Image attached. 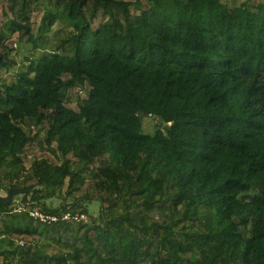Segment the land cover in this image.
<instances>
[{"label": "trees", "instance_id": "obj_1", "mask_svg": "<svg viewBox=\"0 0 264 264\" xmlns=\"http://www.w3.org/2000/svg\"><path fill=\"white\" fill-rule=\"evenodd\" d=\"M9 189L1 264H264V0H0Z\"/></svg>", "mask_w": 264, "mask_h": 264}, {"label": "rangeland", "instance_id": "obj_2", "mask_svg": "<svg viewBox=\"0 0 264 264\" xmlns=\"http://www.w3.org/2000/svg\"><path fill=\"white\" fill-rule=\"evenodd\" d=\"M223 1H226L229 4H238L242 0H223ZM54 27H55V30L58 28V26H56V25ZM49 39L52 42V41L56 40V37L53 35V33H51ZM36 54H37V52H36ZM20 58H21V53L19 55H17V59L19 60ZM2 74H3L4 77H6V79H9V78L12 77V73L11 72H7V73H3L2 72ZM157 124H158V122L154 118H151V117L144 118L143 119V124H142V129H143L144 132L150 133L156 128ZM0 197H2V198L7 197V193H5V192L0 190ZM14 198H16V195L13 196V199ZM89 206H90L91 213L92 212L95 213L97 208H98V203L97 202H93ZM17 242H19V241H17ZM2 261H3V259L0 256V264L2 263Z\"/></svg>", "mask_w": 264, "mask_h": 264}, {"label": "built area", "instance_id": "obj_3", "mask_svg": "<svg viewBox=\"0 0 264 264\" xmlns=\"http://www.w3.org/2000/svg\"><path fill=\"white\" fill-rule=\"evenodd\" d=\"M23 210L21 207H15L14 211H21ZM28 214L31 217H34L35 219L39 220L43 223H51L56 222L58 220L62 221H79V220H85L87 219L86 214L84 213H78V214H71L70 212H65L62 215H54V214H45L38 210H32L28 209ZM20 244H22V241H19Z\"/></svg>", "mask_w": 264, "mask_h": 264}, {"label": "water", "instance_id": "obj_4", "mask_svg": "<svg viewBox=\"0 0 264 264\" xmlns=\"http://www.w3.org/2000/svg\"><path fill=\"white\" fill-rule=\"evenodd\" d=\"M143 114L140 115V117H142ZM16 195V198H19V194L18 191L16 189H9L7 192V197L2 198L0 197V200L3 202H9L13 200V196Z\"/></svg>", "mask_w": 264, "mask_h": 264}]
</instances>
